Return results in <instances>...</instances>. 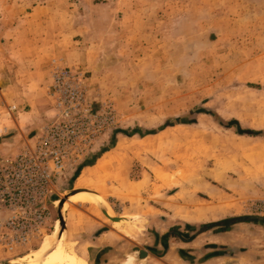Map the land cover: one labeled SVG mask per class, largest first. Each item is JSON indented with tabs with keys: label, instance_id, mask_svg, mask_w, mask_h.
I'll return each instance as SVG.
<instances>
[{
	"label": "rangeland",
	"instance_id": "1",
	"mask_svg": "<svg viewBox=\"0 0 264 264\" xmlns=\"http://www.w3.org/2000/svg\"><path fill=\"white\" fill-rule=\"evenodd\" d=\"M9 41L59 60L48 100L39 98L48 111L15 151L24 84L47 83L3 67ZM57 68L82 74L88 104L114 123L53 178L35 205L46 211L38 233L10 246V213L0 211V264H89L88 244L105 231L173 251L180 239L214 233L264 259V0H0L1 158L54 115ZM211 212L225 217L209 222Z\"/></svg>",
	"mask_w": 264,
	"mask_h": 264
},
{
	"label": "built area",
	"instance_id": "2",
	"mask_svg": "<svg viewBox=\"0 0 264 264\" xmlns=\"http://www.w3.org/2000/svg\"><path fill=\"white\" fill-rule=\"evenodd\" d=\"M52 79L54 115L21 152L0 157V211L10 213L4 223L13 231L10 246L38 233L46 211L35 205L53 185V178L62 175L69 163L78 164L89 156L106 126L114 123L112 113L93 111L88 104L82 74L57 68Z\"/></svg>",
	"mask_w": 264,
	"mask_h": 264
},
{
	"label": "crops",
	"instance_id": "3",
	"mask_svg": "<svg viewBox=\"0 0 264 264\" xmlns=\"http://www.w3.org/2000/svg\"><path fill=\"white\" fill-rule=\"evenodd\" d=\"M8 44L9 46L11 45V48L15 45V43L11 41H9ZM34 48L35 47H32L25 53H20L19 50H15L16 47L13 48L12 51L9 50L7 63L3 65L4 68L11 71L13 70L15 73H17L18 69L23 68L28 76L41 75L43 79L45 77V82L47 83V87H45L44 84H24L23 96L27 98V105L24 104L23 107H25V109L27 108V110L23 114H15V116L19 115L21 120L16 118L19 132L17 136L11 138V142L13 143L10 145V150L12 151L16 150L13 148L18 149V145H20V141H17L19 135L25 138L27 135L29 136V134L33 133L37 126L40 125L41 118L48 111H46L45 107L41 106L39 98H46V100H48V89L51 83L50 70L59 62L58 58L52 55L50 49H41V46L37 49ZM41 86L43 88H41ZM23 102L25 101L23 100ZM17 108L20 109L18 105ZM209 190L212 189L210 188ZM108 215L110 217L113 216L111 213H108ZM189 216H196V211ZM205 217L208 218L209 222H212L219 218H224L225 216H219L217 213L211 212L205 213ZM122 222L123 221L115 223L114 228L121 229V232L124 234H129L130 229L128 227H122ZM186 222L192 224L188 220ZM102 227H105V225L102 224ZM206 234V232H199V234L195 235L191 240L179 238L180 246L173 251L171 245L168 244L167 248H165L164 244L160 241L157 246L155 244L153 247L154 249L148 246L137 248V244H133V237L127 239L115 235L110 231H105L98 234L96 238L93 237V240L89 242L87 247L88 262L89 264H150V262L154 260L159 264H264L263 258L252 257L249 250L242 249L244 248L242 244L234 243L237 241L231 240L233 243L221 241V243H218L217 236L219 234ZM229 235L230 233L226 232L225 236L227 237L225 239H228ZM61 241L62 237L59 239L60 243ZM127 243H129L132 248H135V250L132 251L133 249H127ZM222 248L229 251V253L226 252L223 254L220 251ZM159 249L164 250L162 254L158 253ZM234 255H236V257ZM61 263L62 262H55L54 264ZM40 264H45V262L42 261ZM72 264H87V262L76 260L72 262Z\"/></svg>",
	"mask_w": 264,
	"mask_h": 264
},
{
	"label": "trees",
	"instance_id": "4",
	"mask_svg": "<svg viewBox=\"0 0 264 264\" xmlns=\"http://www.w3.org/2000/svg\"><path fill=\"white\" fill-rule=\"evenodd\" d=\"M167 126H169V125H167ZM246 135H248V136H258L259 135V133H254V132H248V133H245ZM239 219H230V220H228V221H224V222H231V223H234V222H237ZM241 220V219H240ZM242 220H244V219H242ZM247 220V219H246ZM224 222H220V223H213V225L214 226H216V225H219V224H223Z\"/></svg>",
	"mask_w": 264,
	"mask_h": 264
},
{
	"label": "water",
	"instance_id": "5",
	"mask_svg": "<svg viewBox=\"0 0 264 264\" xmlns=\"http://www.w3.org/2000/svg\"><path fill=\"white\" fill-rule=\"evenodd\" d=\"M102 211H104V213L108 216V213H107V211H105V210H103L102 209ZM109 217V216H108ZM113 222H120V221H122L121 219H117V218H110Z\"/></svg>",
	"mask_w": 264,
	"mask_h": 264
}]
</instances>
